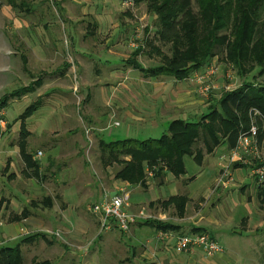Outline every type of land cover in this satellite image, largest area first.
Masks as SVG:
<instances>
[{
  "label": "crops",
  "instance_id": "crops-1",
  "mask_svg": "<svg viewBox=\"0 0 264 264\" xmlns=\"http://www.w3.org/2000/svg\"><path fill=\"white\" fill-rule=\"evenodd\" d=\"M50 3L58 10L48 11ZM68 3L70 0H40L36 6L44 9L33 13L32 3L25 0L22 8L29 21L23 20L14 28L0 27V102L5 101L0 111L6 121V128L0 131V247L21 241L30 228L44 225L45 220L51 229L62 230L71 239L90 230L92 233L96 222L100 223L96 215L90 216L94 203L105 193L125 190L129 212L142 211L145 217L174 227L168 232L171 237L162 243L155 239L157 233L152 227L137 224L134 232L151 230L148 245L142 250L152 264H264V218L256 216L253 200L258 186L250 171L244 174L246 167H231L230 176L221 179L230 151L227 145L211 154L203 153L200 165L185 157L186 174L180 178L167 171L159 179L149 174L146 188L116 180L119 169L114 172L111 166L103 169L106 185L98 183L97 189L98 184L89 182L80 188L84 175L78 177L79 182L74 180L75 162L83 155L77 134L83 144L88 142L85 130L91 133L89 140L98 144L135 138L140 133L164 135L173 121L197 122L216 105V99L200 97L190 76L184 80L145 76L129 63L134 59L141 65L135 50L129 57L117 56V47L121 52L125 47L112 41L119 27L111 26L110 9L83 10L82 17L76 19ZM80 22L87 23L82 34L78 30ZM62 31L68 32L69 52L58 46ZM99 35L106 40L101 42ZM89 53L100 58L98 62L103 61L105 68L93 71ZM224 76L216 78L213 93L230 89ZM80 97L84 100L82 107L86 106L84 120L91 127L85 128L77 119L83 104L77 100ZM115 123L118 127H110ZM24 155L38 164L39 177ZM91 176L95 178V173ZM173 198L186 199L182 213L178 202H170ZM38 200L37 206H44V210L24 216V211ZM196 232L222 242V253L205 258L198 250L175 251L177 235Z\"/></svg>",
  "mask_w": 264,
  "mask_h": 264
},
{
  "label": "trees",
  "instance_id": "trees-1",
  "mask_svg": "<svg viewBox=\"0 0 264 264\" xmlns=\"http://www.w3.org/2000/svg\"><path fill=\"white\" fill-rule=\"evenodd\" d=\"M15 1L9 0L13 7H24V1L19 5ZM140 1L144 0H135V4ZM192 1L150 0L148 5L150 13L156 16L160 41L171 43V64L175 65L174 62L180 60L190 65L181 69L183 72L178 77L169 74L171 67L164 65L143 69L134 59H130V65L141 69L147 77L167 75L176 80H184L208 65L207 62L214 56V52L222 48L225 60L233 65L240 76L246 78L257 70L251 77H264V0H194L204 22L209 20L207 31L199 34L193 23V20L197 23L198 19L195 17ZM141 51L143 50L140 48L135 50L134 56H138ZM4 104L5 101L0 102V109ZM251 109H257L264 114V86L245 83L235 91L224 93L217 104L197 122L173 121L167 133L158 139H125L109 144L100 143V161L105 167L117 163L120 168L115 179L131 186L146 188L149 171L156 179L161 178L164 171L180 178L186 174L185 157L193 158L200 165L203 153L211 154L221 145L232 149L239 134L248 128V111ZM262 129L259 138L261 136L264 139ZM23 158L39 177L36 170L38 164L30 162L28 155ZM232 167L242 166L234 164ZM257 199L264 204V185L258 186ZM170 202H178V211L182 213L186 204L185 198H173ZM27 214L24 211L23 215ZM142 224L152 227L156 233H168L174 228L170 224L151 219ZM28 240L27 236L21 243ZM0 253V264H22L18 248L7 247Z\"/></svg>",
  "mask_w": 264,
  "mask_h": 264
},
{
  "label": "rangeland",
  "instance_id": "rangeland-1",
  "mask_svg": "<svg viewBox=\"0 0 264 264\" xmlns=\"http://www.w3.org/2000/svg\"><path fill=\"white\" fill-rule=\"evenodd\" d=\"M23 1L25 2V0H16L15 3L19 5L23 3ZM39 1L40 0H36L33 2V0H26L27 3L30 4L32 3L33 6H31L30 9H32L33 13H35L34 11H39L42 8L44 9L43 6L40 7L36 6L37 5L36 2L38 3ZM53 2L55 3V0H53ZM70 2L71 3H68L69 10L75 14L74 17L76 19H78V17L79 19L80 17H82L81 12L83 10H87V12H92L93 10H95V12H100L104 8L107 10L109 9L111 10V15H110L112 19L111 26H114L116 24V27H119L116 30L115 36L114 38H112L113 39L112 41L115 45L125 47V52H121L120 50L121 47L119 48L117 47L116 52L118 57H129L132 54V52L136 50L135 44H137V46H141L140 49L143 50L138 54L140 56L137 59L139 60V62L143 67L149 68V67H158L164 65L166 67H171V70L168 71L169 74L178 77L183 72L180 70L186 68L185 66L190 65L189 63L187 62L184 63V61H180V60L174 62L175 65L171 64V60H172L171 58L173 54L171 51V45H170L171 43L166 44L164 41H160V38L157 34L158 27L155 22L156 16L150 13L151 9L148 6L150 0L140 1L138 4H135V0H70ZM46 7L49 6L46 5ZM192 7L196 15L195 17H197L198 19L197 23L194 22L195 20H193V23L195 27L198 29V34L201 32L203 33L206 30V25L208 24L209 20L207 22H204V19L203 17H201V14H199L198 6L194 0L192 1ZM49 8L50 9L48 11L51 12H53V10H58L57 7L54 6V4L51 5V3ZM24 12H25L24 8L19 9L18 6L13 7L10 4L9 0H0V27L7 26L9 28H14L17 26V24L21 26L24 23L23 20L28 22L29 19H26V17H28L29 15H26ZM53 17L54 16H51L50 18L51 21L55 20V18ZM30 20H33V18H30ZM86 24L87 23L84 22L78 23L79 34L85 32L86 29L84 28ZM105 27H107V25H105ZM119 29L121 32L119 31ZM61 34H62V38L58 46L61 47L62 45L63 47L62 49H64L63 51L69 52L70 50L68 49L69 46L67 44V39H69L68 32L62 31L60 35ZM98 37H100V40L102 42L104 37L101 35H99ZM113 47L114 45L112 46V49ZM204 50L205 49H203V51ZM214 53H215L214 56L209 59L207 64L209 65L211 63H214L216 66H218V72H217L218 74L216 78L221 74L225 75L226 76V78H224L225 82H227V85L230 88L229 90L222 89L220 91H216L217 93L216 92L214 93L212 92L213 94L211 93L210 96H212L213 98L215 97L216 99L215 104H217V101L220 100V98L224 95V93L226 94L231 91H235L243 87V84L245 83L254 84L256 86H264V77L257 79L251 77V75L255 74L257 70H254V72L251 75H248L246 78L242 77L237 73L236 69L233 68V65L225 60V52L223 51L222 48H218L217 52ZM89 57L92 60L91 67L93 68V71L95 69L105 68V64L103 63V61L98 62L100 58H97L94 53H89ZM193 74H190L189 76L191 77ZM228 74L230 78L227 77ZM94 75L95 74H93V76ZM78 95H80L79 92ZM77 100L83 101V104L81 105V109L79 110L78 114H76L78 121L82 122L85 128L91 127L90 125H88L87 121L84 120V117L86 115V110H85L86 106L82 107L84 106V100L81 97L77 98ZM249 112L250 110L248 111V120H249L248 128L250 127L252 122V117L249 115ZM257 126L260 127V129H262L260 122L257 123ZM79 127L82 128L83 130L82 125ZM110 127H118V126H114L112 124L110 125ZM247 129H244L243 131H247ZM162 135H163L162 133L161 134L140 133L135 138H128V139H135L139 141H144L148 139L155 140L160 138ZM75 138L77 143L79 144L80 152H82L83 155L82 158L78 159V161L75 162V166H77L76 169L77 175L74 178V180H76V182H79L78 177L80 175H84L83 180L79 182V186L81 189H84L85 185H87L89 182H91L92 184L93 183L98 184L102 182V184L106 185L105 178L103 177L104 176L103 169L106 167L101 163V161L98 160V158H100L99 157L100 150H99L98 142L97 141L93 142L91 140V144H90V142L87 140L88 142L83 144L81 136H78L77 134ZM89 139H92L91 133L89 135ZM125 139L122 138V140ZM201 148L202 147H200V149ZM259 148L262 156L261 158H264V139H262L261 136L259 138ZM84 162L85 164H88V166H91L92 168L85 166ZM242 167L248 168V170L247 169L244 170V174L250 171V166L247 167L246 165ZM110 168L111 170L116 172L120 168V166L117 163H115L112 164ZM147 170L148 168H146V172ZM92 172L95 173V178H92L91 176ZM149 174H152V172L150 171L147 172V179ZM106 180L108 182V179ZM99 188L100 186L98 184L97 189ZM246 194H247L246 192H243V195ZM253 196H254L253 200H254L256 216L260 218L261 217L264 218V204H261L260 200L257 199V195L253 194ZM40 200L34 202L30 208H27L28 213L32 211H36V209L42 210L44 206H42V208L41 206H37L38 205L37 202H40ZM99 202L100 200L95 202L94 204ZM210 208L211 206H209L206 209L207 212H209ZM127 211L129 212V210ZM45 212L47 213L48 211ZM133 213L136 214L135 212ZM91 215L94 214L90 212V216ZM96 219L98 220L99 217L96 216ZM149 219L151 218L148 217L145 218V220H149ZM37 220L39 221L40 219L37 218ZM143 221L141 220V222ZM96 223H97V228L94 232L90 233L91 231L90 230L88 233L83 234L82 237L75 240V239H71L69 235L62 230H59V232L54 231L48 226V224L50 223H47V221L45 220L44 225L38 227L34 226L29 229V235L27 236L29 237L30 241L28 240V242L26 241V243L25 242L21 243V241H19L17 243L7 244L8 246L0 247V252L1 250L3 251L7 247L18 248L20 255L22 257V264H152L150 262L151 261L150 259H146L143 256L144 253L142 250V247L146 248L148 245L147 243L148 240L150 239L149 235L151 234L150 228L149 229L146 228V232L144 230L143 231L141 230L142 232L140 231L134 232L137 228V224H136L131 227L129 233L123 234L118 229H112L109 232L103 231V229L101 228V223H99L98 221ZM262 235H264V233H262ZM219 244L221 245L222 242H219ZM1 255L2 253H0V256ZM262 259L264 258H261V260Z\"/></svg>",
  "mask_w": 264,
  "mask_h": 264
},
{
  "label": "built area",
  "instance_id": "built-area-1",
  "mask_svg": "<svg viewBox=\"0 0 264 264\" xmlns=\"http://www.w3.org/2000/svg\"><path fill=\"white\" fill-rule=\"evenodd\" d=\"M141 46L135 44V49ZM218 66L214 63L209 64L201 72H196L190 77V81L195 84L196 92L200 97L207 98L216 88V76ZM230 78L229 74L227 75ZM249 115L252 117V122L247 131H242L237 138L235 146L230 149L229 154L225 157L226 164L222 167V178L226 179L230 176V169L234 164L242 166H250L251 176L254 178L258 186L264 185V158H261L259 148L260 127L257 123H261L264 128V114L257 109H251ZM117 126L118 124L115 123ZM6 128L4 113L0 111V131ZM88 141L89 131L85 130ZM42 154L38 153V157ZM129 194L125 190H120L117 194L105 193L102 200L91 207L92 214L100 219L101 228L103 231L109 232L112 229H118L121 233L127 234L130 232L133 225L138 224L141 220L145 221L144 213L136 214L128 212ZM143 221V222H144ZM171 235L164 232L156 234L158 242L167 241ZM200 251L205 258H212L222 253V246L213 239L210 235L204 232L189 233L185 235H177L175 237V251L178 253H187Z\"/></svg>",
  "mask_w": 264,
  "mask_h": 264
}]
</instances>
